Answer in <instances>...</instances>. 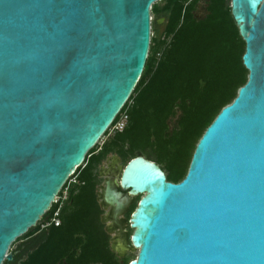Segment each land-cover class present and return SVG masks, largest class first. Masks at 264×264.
<instances>
[{"label":"water","instance_id":"obj_1","mask_svg":"<svg viewBox=\"0 0 264 264\" xmlns=\"http://www.w3.org/2000/svg\"><path fill=\"white\" fill-rule=\"evenodd\" d=\"M160 0H0V264L50 210L143 72ZM248 79L178 182L138 155L128 264H264V0H231ZM121 192L108 181L107 196Z\"/></svg>","mask_w":264,"mask_h":264},{"label":"trees","instance_id":"obj_2","mask_svg":"<svg viewBox=\"0 0 264 264\" xmlns=\"http://www.w3.org/2000/svg\"><path fill=\"white\" fill-rule=\"evenodd\" d=\"M160 1L151 8L152 36L143 72L109 128L123 113L126 123L101 145L98 141L65 182L69 194L58 213L60 223L42 227L58 209L53 203L42 222L15 240L28 238L9 264H128L111 247L102 219L100 164L110 154L125 163L144 155L161 166L168 180H182L205 129L246 83V42L231 0H206L203 16L196 14L202 0Z\"/></svg>","mask_w":264,"mask_h":264},{"label":"flooded vegetation","instance_id":"obj_3","mask_svg":"<svg viewBox=\"0 0 264 264\" xmlns=\"http://www.w3.org/2000/svg\"><path fill=\"white\" fill-rule=\"evenodd\" d=\"M110 155L106 158V159H110L109 170H107V172L105 173H102L100 168H98L99 176L107 174L108 176L113 177L120 169L121 162H123V160L116 154H110ZM125 164H123V166ZM117 189L122 194L119 197V201L115 199L113 196H111L110 197L111 200H109L107 196V189H105L102 195L100 196V202L104 208L102 219L107 229L109 230L110 235H111V231H115L123 227L124 225L127 224L128 220L131 221V215L133 211L136 209L139 200L144 195V193H140V194L132 193L130 189H123L121 186H118ZM124 194L126 196H123ZM137 196L138 199H136ZM134 204H136V206L133 208ZM107 222L112 223L111 226H107ZM133 231L134 230H132V232ZM110 244L113 250L115 251V253L117 254V256L120 258L121 262H124L126 259H129L130 261L131 259L136 258L138 255V253L136 255H133L134 249L137 248H134L132 246V243L127 239H125L124 237L120 236L113 238V236H111Z\"/></svg>","mask_w":264,"mask_h":264},{"label":"rangeland","instance_id":"obj_4","mask_svg":"<svg viewBox=\"0 0 264 264\" xmlns=\"http://www.w3.org/2000/svg\"><path fill=\"white\" fill-rule=\"evenodd\" d=\"M158 2H161V1H158ZM205 13H206V0H202L200 2L199 6H198L196 14L198 16H203V15H205ZM152 17H153V15H152ZM163 21H164L163 18L159 19V22H163ZM174 121H175V119L171 120V123H170L171 127H173V122ZM125 123H126V114L123 113L121 115V117H120V120L114 126L109 128V133L107 135H103L102 136V138L99 140V144L101 145L111 134H113L115 132V130H120V128ZM123 164H125V162H121V166L122 167H123ZM109 165H110V159H106L100 164L99 168L102 171V173H105V172H107V170H109ZM120 173H121V169H119L118 172L113 177H110L107 174L99 176L100 177V185H99V194H100V196L102 195L103 191L105 189H107L108 181L112 182L114 188L115 187L118 188L117 183H119ZM123 196H126V195L124 194ZM136 199H138V196H137ZM40 222H42V219L38 223H40ZM130 222L131 221L128 220L127 224L124 225L123 227H121V228H119V229H117L115 231H111V236H113V238L121 236V237H124L125 239H127L128 241L131 242L132 230L129 229L130 224H131ZM111 224L112 223L107 222V226H111ZM27 240H28V238H20L19 240L14 241L10 245V248H9L8 252H11V253H13L15 255V253H17L20 250L19 248L21 247V245L24 242H26ZM138 251H139L138 249H134L133 255H136L138 253Z\"/></svg>","mask_w":264,"mask_h":264},{"label":"built area","instance_id":"obj_5","mask_svg":"<svg viewBox=\"0 0 264 264\" xmlns=\"http://www.w3.org/2000/svg\"><path fill=\"white\" fill-rule=\"evenodd\" d=\"M123 126L120 129H122ZM73 181H74V179H73ZM68 194H69V183L65 187L63 185V187L61 188L60 192L55 197V200H54L53 203H58L59 204L58 205V209L54 212L52 217L44 219L42 227L43 226H47V225H49L51 223H55L56 225H58L60 223V219L58 218V213H59L60 208L64 204V202L67 200Z\"/></svg>","mask_w":264,"mask_h":264},{"label":"bare ground","instance_id":"obj_6","mask_svg":"<svg viewBox=\"0 0 264 264\" xmlns=\"http://www.w3.org/2000/svg\"><path fill=\"white\" fill-rule=\"evenodd\" d=\"M118 200V198H116Z\"/></svg>","mask_w":264,"mask_h":264}]
</instances>
